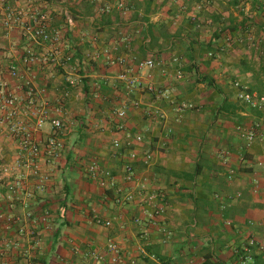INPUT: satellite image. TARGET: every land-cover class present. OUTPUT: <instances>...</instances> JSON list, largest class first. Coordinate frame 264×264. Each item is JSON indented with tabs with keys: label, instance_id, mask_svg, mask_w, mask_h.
Masks as SVG:
<instances>
[{
	"label": "crops",
	"instance_id": "crops-1",
	"mask_svg": "<svg viewBox=\"0 0 264 264\" xmlns=\"http://www.w3.org/2000/svg\"><path fill=\"white\" fill-rule=\"evenodd\" d=\"M117 1L124 11H100ZM7 10L22 23L43 13L55 50L19 23L3 28ZM146 59L155 67L139 71ZM0 80V98L15 99L13 120L39 147L28 157L0 111V263L92 264L112 241L126 264H242L249 239L264 244L263 145L239 135L257 124L264 139V107L243 104L232 86L264 97V0H0ZM181 102L192 109L177 112ZM42 109L59 131L47 120L34 129ZM47 137L60 144L54 154ZM130 150L131 184L122 182ZM91 161L112 185L86 175ZM128 191L130 201L114 202ZM251 258L264 264V250Z\"/></svg>",
	"mask_w": 264,
	"mask_h": 264
},
{
	"label": "built area",
	"instance_id": "built-area-1",
	"mask_svg": "<svg viewBox=\"0 0 264 264\" xmlns=\"http://www.w3.org/2000/svg\"><path fill=\"white\" fill-rule=\"evenodd\" d=\"M242 1V0H239ZM112 8H116L119 11H124L125 6L123 2L117 1L115 3V7L110 6V4H103L100 8V11L102 13H109ZM22 13L20 11H13V10H7L2 18L1 25L5 29H9L15 24H21L22 29L28 34V36L36 41V43H47L50 46H52L53 50H55V46L59 44L60 37L57 32H53L52 34L47 32L46 29V17L43 13L39 12H33L30 16H28L27 21H31L35 23V25L30 26L28 25V22L25 23L21 22ZM68 22H70L68 20ZM56 52V51H54ZM27 58L24 59V63H32L33 57L30 52L27 53ZM208 56H211V54H208ZM175 62V59L173 60ZM112 61H110L111 63ZM113 63L121 64L122 62L119 59H115ZM155 67L154 62L151 59L143 60L139 63H137L136 68L140 70H150ZM162 71V70H161ZM8 74L11 77H15L17 75L16 69L14 67H10L8 70ZM175 77L180 78L179 71L175 72ZM120 80H125L124 76H119ZM232 86L236 89V98L241 101L243 104L247 105L251 109H255L257 111H262L264 107V97L257 95L255 92H252L248 90V88L240 84V82H233ZM0 87H3V82L0 80ZM167 99V97H166ZM16 101L12 97H4L0 100V110L7 111L8 117L6 119H14L16 117ZM177 112H182L184 110H190L192 109V105L188 103L181 102L176 106ZM115 116L118 118V120L124 119V112L123 110L115 111ZM48 121L49 128L52 132H57L61 129V121L58 118H48L47 113L45 110H40L38 113V116L35 118L34 123V129L39 130L41 126L45 123V121ZM259 126L257 124L250 125L247 128H239V135L242 138V140L245 141V144H250L254 140L258 139L262 142L263 150H264V139L260 134L257 132V128ZM9 129L13 136L16 138H19V145L21 149L26 153V155L30 158H36L39 154V147L34 144L30 143V140L28 139V135L24 131V127L19 122H14L11 126H9ZM136 144L140 143L141 137L137 135L134 138ZM119 142L117 140L112 141V146L119 147ZM60 147L59 142L54 139V137H47L45 139L44 143V151L47 154H54L56 150H58ZM139 154L135 152L134 150H130L127 152V162L123 166V175H122V182L131 184L134 179L133 175V169L131 163L134 161H137V156ZM141 161L143 164H149L151 162V156L147 152L140 153ZM221 162L226 164L227 163V153H221L219 154ZM239 161H242V159H239ZM86 175L91 180H99L103 179L108 182L109 185L113 184V178L109 175L108 172L102 170L100 166L95 162L91 161L87 164L85 168ZM228 174L232 175V170L228 168ZM136 187L140 189L143 188V185L140 184L139 186L136 184ZM132 199L131 193L125 192L124 195L118 196L114 199V202L118 205L123 204L124 201H130ZM150 198H143L141 199L142 204H146L147 206L151 205L152 202L149 201ZM153 208V214L161 213L162 206L161 205H152ZM94 222L96 224L101 225L104 228H109L111 226L110 221H100L95 218ZM135 223L138 222V220H134ZM263 225H264V217H263ZM252 249H255L256 251H263L264 250V244L256 243L253 239H249L247 242L246 247L242 249V255H240V261L242 264H252ZM1 251V250H0ZM105 252L106 255L102 254H92L91 260L92 264H126L124 259L121 255V249L118 247V245L112 241H108L105 245ZM106 256V257H105ZM0 264H4V262H1Z\"/></svg>",
	"mask_w": 264,
	"mask_h": 264
},
{
	"label": "rangeland",
	"instance_id": "rangeland-1",
	"mask_svg": "<svg viewBox=\"0 0 264 264\" xmlns=\"http://www.w3.org/2000/svg\"><path fill=\"white\" fill-rule=\"evenodd\" d=\"M1 82H2V81H1ZM0 88H1V87H0ZM9 97H10V96H9ZM2 98H4V97H1L0 100H1ZM0 111H1V110H0ZM1 112H4V114H5L4 117H5V118L8 117V114H7V111H6V110L1 111ZM12 120H13V119H11V118H10V119H6L5 122H7V121H10V122H11ZM13 123H14V120H13L12 123H10L9 125H7V130L9 131V133H10L11 135H12V133H11V131H10V129H9V126H11ZM55 133H56V132H55ZM12 136H13V135H12Z\"/></svg>",
	"mask_w": 264,
	"mask_h": 264
}]
</instances>
